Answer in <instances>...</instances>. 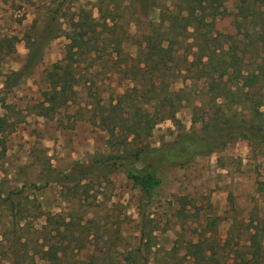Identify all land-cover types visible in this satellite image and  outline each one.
<instances>
[{
  "label": "rangeland",
  "instance_id": "1",
  "mask_svg": "<svg viewBox=\"0 0 264 264\" xmlns=\"http://www.w3.org/2000/svg\"><path fill=\"white\" fill-rule=\"evenodd\" d=\"M172 1L0 0V117L8 119L0 126L6 144L0 156V264H193L190 243L206 237L218 244L219 264H246L242 259L252 257L255 225L264 237V140L237 137L186 165H164L150 202L122 168L79 184L65 177L110 152L102 113L138 85L135 74L148 88L152 77L160 86L159 96L146 102L152 146L166 148L213 122L218 105L207 73L215 65L201 71L193 44L235 49L246 72L264 77L263 0H248L247 16L239 0L228 2L212 26L186 31L181 19L177 32L161 40V9L165 3L173 9ZM87 13L97 20L98 33L92 51L75 56L74 99L41 115L37 105L54 92L67 33ZM40 34L42 60L18 86L2 91ZM114 41L123 48L119 54L112 51ZM146 64L142 77L139 66ZM253 91L255 98L263 94L264 80ZM245 104L233 108L239 118L250 117ZM217 114L228 118L234 110L223 106ZM68 221L74 224L68 227ZM48 249H58L60 258L50 259ZM254 249L258 256L249 264H264V238Z\"/></svg>",
  "mask_w": 264,
  "mask_h": 264
},
{
  "label": "trees",
  "instance_id": "2",
  "mask_svg": "<svg viewBox=\"0 0 264 264\" xmlns=\"http://www.w3.org/2000/svg\"><path fill=\"white\" fill-rule=\"evenodd\" d=\"M230 1L235 0H180L179 3L173 0L174 8L171 10L170 6L165 3L161 9L159 22V26L163 28L161 40L169 32H177L176 26L182 20L185 21L184 30L186 31L189 26H193L195 29L212 26L216 19L227 11V3ZM239 1L241 2L239 9L247 16L246 12H250L249 1ZM108 18L105 15L104 26L106 28L110 27ZM97 23V20L89 13L80 17L78 21L72 22L71 31L67 33L69 42L66 44V53L64 58L55 65L60 76L54 87V92L46 94V100L37 105L41 109L39 114L49 116L74 99L76 94L73 75L75 56L92 51V38L98 33ZM45 32L44 34H46ZM40 38L41 34L38 35L35 42L30 43L24 66L8 75L2 91H9L18 86L42 60L45 50L39 42ZM114 42L112 51L116 54L121 53L123 48L120 41ZM194 46L198 48V60L202 64L201 71L206 70V67L215 65L214 71L207 73L211 96L218 105L211 117L213 122H207L206 125H202L201 130H194V133L186 134L181 140L166 148L152 146L149 141L152 133L150 119L152 111L146 107V104L159 96V92L156 91L159 90L160 86L157 84V80L152 77V86L148 88L143 79L141 77L139 79L138 75L135 74L134 79L137 80L138 85L120 95L117 102L112 103L107 114L102 113L104 128L109 133L107 143L110 152L98 154L91 164L79 165L78 168L72 169L66 173L67 179L75 180L79 184L87 178L108 175V173L122 168L127 177L140 189L142 197L150 202L157 189L162 185L163 181L159 174L164 165H186L198 156L217 152L237 137L264 140V109H261L264 108V93L255 98L253 91L257 86L263 87V73L254 69L246 72L243 69L242 58L235 49L225 50L223 47L216 46L211 49H204L201 45L193 44L192 47ZM205 57H207V61H204ZM186 60L189 62L188 59ZM215 60H217V64L214 63ZM191 64L195 63L191 61ZM147 67H149L147 64L145 67L139 66L142 77H145L146 72L148 73L149 68ZM232 83L233 86L230 85ZM155 94L158 95L155 96ZM219 98L223 99L220 104L217 103ZM245 102L249 103L250 117L239 118L241 111L233 108L237 106L244 108ZM223 106L230 111L234 110V114L228 118H224L223 113L217 114ZM7 122V118L0 117V126ZM199 131L203 132L197 133ZM5 145L4 139L0 138V156L6 151ZM251 222L253 224V220ZM73 224V221L65 223L68 227ZM255 227L256 229L250 233L249 239L251 258H257L258 251L253 250V248L257 245L261 247L264 238L263 236L260 237V230L257 225ZM56 230L59 231V229ZM70 230L71 233H74L72 228ZM190 244L188 254L194 258L193 264H219L216 241L206 237L203 241ZM44 254L50 255V259L54 260L60 258L58 249H48ZM251 258L246 256L242 261L249 264ZM15 259L16 256L13 261ZM12 263L15 264V262Z\"/></svg>",
  "mask_w": 264,
  "mask_h": 264
}]
</instances>
